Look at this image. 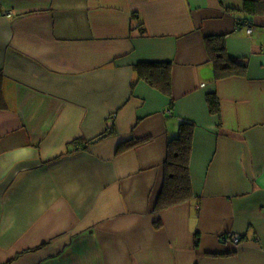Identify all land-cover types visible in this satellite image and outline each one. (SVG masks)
I'll return each instance as SVG.
<instances>
[{
  "label": "crops",
  "instance_id": "crops-1",
  "mask_svg": "<svg viewBox=\"0 0 264 264\" xmlns=\"http://www.w3.org/2000/svg\"><path fill=\"white\" fill-rule=\"evenodd\" d=\"M242 4L0 0V264H264V14Z\"/></svg>",
  "mask_w": 264,
  "mask_h": 264
},
{
  "label": "trees",
  "instance_id": "trees-1",
  "mask_svg": "<svg viewBox=\"0 0 264 264\" xmlns=\"http://www.w3.org/2000/svg\"><path fill=\"white\" fill-rule=\"evenodd\" d=\"M242 11L246 12L248 15H262L264 14V0H243L242 4ZM250 25V21H248ZM220 49V48H219ZM223 53H216L214 55V59L212 62H214V71H215V77L220 78L224 77L226 75H229L230 73L235 74H241L244 71V66L239 64L238 61L232 60L231 58H227V60L223 59ZM157 65H162L161 68H164V64H156L152 62H142L138 64V73L139 77L151 82L150 76L155 71V68ZM167 67V65H166ZM168 68V67H167ZM163 71V69H162ZM160 76V75H159ZM160 79V81H162ZM169 82H165V86L168 85ZM159 89H163L162 87H158ZM207 101L209 105V110L212 112H216L217 110V98L214 94H209L207 96ZM180 129H179V135L174 140H177V142L183 143L184 139L186 138L184 131L186 129V126L192 125V122L190 121H184L180 123ZM187 124V125H186ZM112 133V129L108 128L104 133H102L97 139L103 138L107 136L108 134ZM173 141V140H172ZM73 146L80 145L81 142L79 140H75L72 142ZM131 143L129 140L124 141L119 144L118 150L124 149L125 147H128ZM178 146L175 148L173 152L170 153V156L168 157L167 162V172L166 178L168 181L171 182V186L165 188V195L168 196L170 200H168V203H176L179 197L189 194L190 192V184L189 183V176L187 171V159H188V153L186 152L184 146H181L180 144H177ZM77 149V148H76ZM75 150V149H74ZM72 150V151H74ZM225 234V233H224ZM222 235V237L224 236Z\"/></svg>",
  "mask_w": 264,
  "mask_h": 264
},
{
  "label": "built area",
  "instance_id": "built-area-1",
  "mask_svg": "<svg viewBox=\"0 0 264 264\" xmlns=\"http://www.w3.org/2000/svg\"><path fill=\"white\" fill-rule=\"evenodd\" d=\"M252 30H253V26L248 25V26H247V30H246L247 33L252 32ZM230 237L232 238V236H230ZM232 239H233V241L236 242V243L239 241V238H238V237H234V238H232Z\"/></svg>",
  "mask_w": 264,
  "mask_h": 264
}]
</instances>
